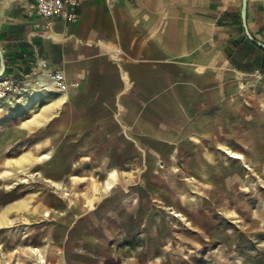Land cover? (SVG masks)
<instances>
[{"label":"rangeland","instance_id":"1","mask_svg":"<svg viewBox=\"0 0 264 264\" xmlns=\"http://www.w3.org/2000/svg\"><path fill=\"white\" fill-rule=\"evenodd\" d=\"M24 77L0 89V264H264V75L237 73L134 113L122 105L118 117L106 98L69 97L73 112L101 117L76 125L87 134L72 149L98 134L112 184L91 146L69 151L53 104L62 93L19 92ZM106 199L136 214L122 224Z\"/></svg>","mask_w":264,"mask_h":264},{"label":"crops","instance_id":"2","mask_svg":"<svg viewBox=\"0 0 264 264\" xmlns=\"http://www.w3.org/2000/svg\"><path fill=\"white\" fill-rule=\"evenodd\" d=\"M33 1L0 0L3 77L27 74L26 86H35L38 80L45 87L42 91L62 93L53 104L60 106L55 120L68 131L69 151L75 154L91 146L89 153L100 154L99 167L108 184L115 180L116 166L96 145L98 134L82 137L84 148L81 144L72 149V139L87 134L76 125L95 126L101 117L73 112L76 105L69 97L106 98L118 117L122 105L134 113L146 102L162 103L164 98L165 103H177L176 98L189 89L226 85L237 73L264 75V49L243 30L241 0H83L76 21L56 18L49 24L28 14ZM246 18L252 36L264 42V0H247ZM45 74L53 83L70 82L75 87L54 88ZM128 151L134 155V150ZM54 168L46 173L57 180L60 172ZM48 196H43L47 207L54 202V195ZM105 203L109 209L118 205L113 210L122 224L138 209L121 208V199Z\"/></svg>","mask_w":264,"mask_h":264},{"label":"built area","instance_id":"3","mask_svg":"<svg viewBox=\"0 0 264 264\" xmlns=\"http://www.w3.org/2000/svg\"><path fill=\"white\" fill-rule=\"evenodd\" d=\"M82 1L83 0H34L29 5L28 14L38 15L48 24L51 20L56 18H65L74 22L78 19L77 7ZM56 75L58 74H53V80ZM53 84L56 86L65 85L64 82L60 83L58 81H55Z\"/></svg>","mask_w":264,"mask_h":264},{"label":"bare ground","instance_id":"4","mask_svg":"<svg viewBox=\"0 0 264 264\" xmlns=\"http://www.w3.org/2000/svg\"><path fill=\"white\" fill-rule=\"evenodd\" d=\"M36 73H39V74H41V72L40 71H37ZM45 76H46V78H48L49 80H50V78H49V76H47L46 74H45ZM52 83H53V81L52 80H50ZM6 83H8L7 81H6V79L4 78V77H0V89H1V86L2 85H5ZM34 84H35V86H26L25 85V77H24V86H23V83H22V80L21 81H19L18 83H17V85H16V89L19 91V92H21V90H24V93L26 94H34L35 92H37V91H40V90H43V89H45V87L44 86H41L40 84H39V82H38V80H34V82H33ZM54 85V84H53ZM63 85H59L57 88H60V87H62ZM6 94L4 93V92H2L1 90H0V97H4ZM230 156L231 157H233V158H242V156L241 155H239L238 153H236V152H231V154H230ZM43 158H49V155H47V154H43ZM47 181L49 182V184L51 185V186H55V187H59V184L54 180V179H52V178H47ZM107 187V186H106ZM63 188V187H62ZM107 189V188H106ZM36 251V250H35ZM37 253V252H36ZM11 256V255H10ZM37 264H47V261L46 260H44V259H42V260H39L38 262H37Z\"/></svg>","mask_w":264,"mask_h":264},{"label":"water","instance_id":"5","mask_svg":"<svg viewBox=\"0 0 264 264\" xmlns=\"http://www.w3.org/2000/svg\"><path fill=\"white\" fill-rule=\"evenodd\" d=\"M246 11H247V0H241L240 18H241L243 30L251 42H253L256 46L260 47L261 49H264V42L254 38L250 33V31L248 30ZM4 71H5L4 58L0 51V77L4 75Z\"/></svg>","mask_w":264,"mask_h":264}]
</instances>
